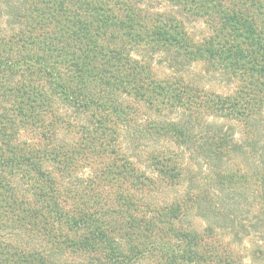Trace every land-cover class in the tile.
Returning <instances> with one entry per match:
<instances>
[{
  "label": "trees",
  "instance_id": "obj_1",
  "mask_svg": "<svg viewBox=\"0 0 264 264\" xmlns=\"http://www.w3.org/2000/svg\"><path fill=\"white\" fill-rule=\"evenodd\" d=\"M246 242L264 258V0H0V264Z\"/></svg>",
  "mask_w": 264,
  "mask_h": 264
},
{
  "label": "rangeland",
  "instance_id": "obj_2",
  "mask_svg": "<svg viewBox=\"0 0 264 264\" xmlns=\"http://www.w3.org/2000/svg\"><path fill=\"white\" fill-rule=\"evenodd\" d=\"M202 26H200L199 24H197L196 26H194L193 30H190L193 34H198V32H200ZM198 71V68L194 69L191 74L192 76L194 75L195 72ZM196 78V76L194 77ZM207 87H210L212 89H214L216 92H223V91H227L225 90V88H221L218 84H208ZM193 223H194V227L197 229V230H201L203 227H204V222L201 221L199 218H194L193 219ZM238 250L240 252L243 253L244 255V259H243V263L244 264H264V258L263 259H260V260H254L253 257H252V253H253V250L254 249H250V246L248 244V242H246L245 244L243 245H239L237 246Z\"/></svg>",
  "mask_w": 264,
  "mask_h": 264
}]
</instances>
